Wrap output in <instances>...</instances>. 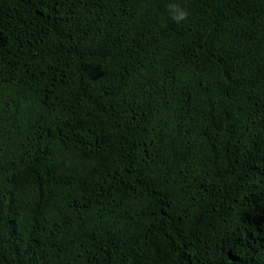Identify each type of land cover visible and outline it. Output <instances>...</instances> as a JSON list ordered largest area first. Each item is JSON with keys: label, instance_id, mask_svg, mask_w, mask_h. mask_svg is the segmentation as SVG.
<instances>
[{"label": "trees", "instance_id": "trees-1", "mask_svg": "<svg viewBox=\"0 0 264 264\" xmlns=\"http://www.w3.org/2000/svg\"><path fill=\"white\" fill-rule=\"evenodd\" d=\"M0 264H264V0H0Z\"/></svg>", "mask_w": 264, "mask_h": 264}, {"label": "clouds", "instance_id": "clouds-1", "mask_svg": "<svg viewBox=\"0 0 264 264\" xmlns=\"http://www.w3.org/2000/svg\"><path fill=\"white\" fill-rule=\"evenodd\" d=\"M168 10L171 18L176 22L180 23L183 20L187 19L188 12L177 3H169Z\"/></svg>", "mask_w": 264, "mask_h": 264}]
</instances>
